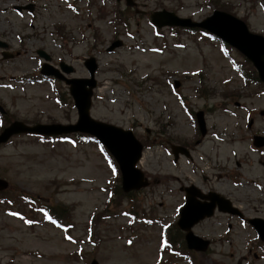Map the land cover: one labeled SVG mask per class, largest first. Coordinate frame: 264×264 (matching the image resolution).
I'll return each instance as SVG.
<instances>
[{"label": "rangeland", "instance_id": "374dc122", "mask_svg": "<svg viewBox=\"0 0 264 264\" xmlns=\"http://www.w3.org/2000/svg\"><path fill=\"white\" fill-rule=\"evenodd\" d=\"M133 1L130 10L125 0H0V39L13 54L3 58L0 49V133L15 120L75 124L68 86L39 71L47 63L66 77H88L83 62L92 56L97 87L90 116L132 130L143 145L138 167L149 181L124 198L120 173L95 141L74 133L13 135L0 144V179L7 181L0 190V264H189L185 257L170 261L162 244L184 201L179 188L191 181L231 195L246 216L264 217V149L258 159L244 136L250 118L252 130L264 134V85L236 49L224 54L205 33L156 29L149 18L165 9L204 22L221 10L264 36V0ZM112 43L119 45L109 51ZM198 111L204 136L192 117ZM171 145L186 147L192 161L180 155L174 162ZM193 232L212 240L207 251L190 253L195 264H264L254 231L238 219L216 213Z\"/></svg>", "mask_w": 264, "mask_h": 264}, {"label": "water", "instance_id": "95a60500", "mask_svg": "<svg viewBox=\"0 0 264 264\" xmlns=\"http://www.w3.org/2000/svg\"><path fill=\"white\" fill-rule=\"evenodd\" d=\"M152 21L157 26L163 25H197L189 19L177 17L172 12L165 10L157 11L151 16ZM201 26L213 31L220 37L228 41L239 49L249 60L252 61L258 71L259 78L264 81V38L247 31L245 24L225 13H215L214 16L205 20ZM4 45V43H0ZM114 45H118L114 44ZM90 78L89 79H66L63 80L70 84V92L74 98L75 105L78 109L79 120L77 125H34L27 126L21 122H15L0 135V142L5 141L8 137L16 132H35V133H62L75 130L86 131L96 135L104 142L118 160L121 172L122 183L125 190L138 189L147 184L143 180L142 173L134 167V164L140 157L141 144L133 137L130 131H124L118 127L108 125L89 116L90 96L92 88L95 86L93 79V70L95 65L92 61L87 64ZM71 71L70 67L65 69ZM88 86V87H86ZM202 125V123H201ZM6 183L2 181V186ZM193 213L190 211V195L187 196V203L182 209L180 226L186 230V239L189 246L205 249L208 242L190 233V227L196 222V218L191 220Z\"/></svg>", "mask_w": 264, "mask_h": 264}, {"label": "flooded vegetation", "instance_id": "af4514ba", "mask_svg": "<svg viewBox=\"0 0 264 264\" xmlns=\"http://www.w3.org/2000/svg\"><path fill=\"white\" fill-rule=\"evenodd\" d=\"M191 184V183H190ZM202 191L205 193V197L203 202L207 203L208 205L213 204L214 202H217V194H215L212 189H202ZM243 213V212H242ZM255 225L261 229V232L264 233V226L262 223L255 222Z\"/></svg>", "mask_w": 264, "mask_h": 264}, {"label": "snow or ice", "instance_id": "6c2138e0", "mask_svg": "<svg viewBox=\"0 0 264 264\" xmlns=\"http://www.w3.org/2000/svg\"><path fill=\"white\" fill-rule=\"evenodd\" d=\"M13 215H15V213H13Z\"/></svg>", "mask_w": 264, "mask_h": 264}]
</instances>
